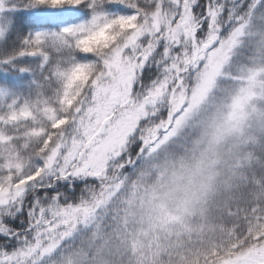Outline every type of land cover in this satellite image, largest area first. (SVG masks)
Listing matches in <instances>:
<instances>
[{
	"label": "snow or ice",
	"instance_id": "1",
	"mask_svg": "<svg viewBox=\"0 0 264 264\" xmlns=\"http://www.w3.org/2000/svg\"><path fill=\"white\" fill-rule=\"evenodd\" d=\"M0 264H264V0H0Z\"/></svg>",
	"mask_w": 264,
	"mask_h": 264
},
{
	"label": "rangeland",
	"instance_id": "2",
	"mask_svg": "<svg viewBox=\"0 0 264 264\" xmlns=\"http://www.w3.org/2000/svg\"><path fill=\"white\" fill-rule=\"evenodd\" d=\"M192 151L196 152L199 151L200 154H195V156L188 162H191L194 158H200L202 154H207L209 152V145L204 140L201 133L198 134L197 140L191 143ZM217 155L213 156V159L218 160V166L216 168V171L219 173V181L218 183L222 182V175L225 173V165L226 161L229 159V151H230V144L227 143H221L216 149H215ZM168 164L175 163L176 165H179L181 162H186L183 158L177 159V160H170L166 161ZM165 163V162H163Z\"/></svg>",
	"mask_w": 264,
	"mask_h": 264
},
{
	"label": "trees",
	"instance_id": "3",
	"mask_svg": "<svg viewBox=\"0 0 264 264\" xmlns=\"http://www.w3.org/2000/svg\"><path fill=\"white\" fill-rule=\"evenodd\" d=\"M198 134L199 132L192 135L190 140L187 142V144H185L182 148H177L173 152L169 153L166 158H162L160 160V163L163 164V162L170 160H177L180 158H183L186 162H188V160L190 161L195 156V154H200L199 151L196 152L192 151V146H191V143L197 140ZM225 181H226V175L225 173H223L221 183ZM217 190H219V188Z\"/></svg>",
	"mask_w": 264,
	"mask_h": 264
}]
</instances>
